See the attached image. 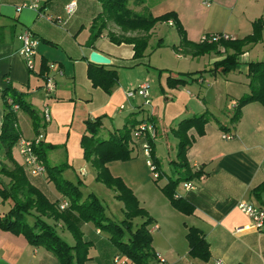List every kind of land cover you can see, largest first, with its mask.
<instances>
[{"label": "crops", "instance_id": "obj_1", "mask_svg": "<svg viewBox=\"0 0 264 264\" xmlns=\"http://www.w3.org/2000/svg\"><path fill=\"white\" fill-rule=\"evenodd\" d=\"M72 1L76 5L75 12L67 16L65 6ZM77 2V0H61L62 5L59 10L55 8L49 11L47 10L49 2L41 5V0H0V91L4 90L7 85H11L17 91L22 92L24 100L39 113L42 126L39 134L43 136L42 143L54 147L47 151V164L49 165L48 159H51L52 164L49 166L72 167L77 160L83 159L81 139L86 134L88 120L102 119L98 137L106 140L114 130H118L121 125L125 124L130 115L140 110L144 113L145 109V116L141 119L149 117L154 121V124L150 123L154 127V132L148 134L154 137L159 147L163 146V151L155 149V156L163 173L161 178L163 186L155 187L149 180L150 170L142 152L143 145L141 146L143 161L124 162L125 166L127 164V177L113 174L112 167L117 163H108L107 168L111 175L121 178L131 190L132 186L130 188L128 185L138 183L134 192L148 184L155 189L153 200L143 201L144 210L152 219L148 230L151 235V251L154 254V258L146 264H163L159 258L164 260V264H264V229L255 230L250 220L237 208L239 202L244 201L264 209V191L258 197L252 193L255 188L264 183V106L258 102L246 104L241 109L238 123L234 126L230 124L236 100L249 92L245 65L251 61L248 59L249 50L256 45L247 49L240 57L239 72L246 76V84H229L226 75L222 76L223 79L217 76L211 77L208 81L209 76L205 75L202 79L190 82L196 83L199 87L206 83L210 85L209 88L220 84L214 96L211 97V102L206 99L209 89L202 95L200 90L194 91L187 86L177 88L175 93L174 91L163 92L164 98L165 93H169L172 98L166 97L162 102V99L157 97L152 106L151 100L150 105L146 106L142 98L135 96L128 99L126 93L145 81L150 86L149 79L138 78L132 89H129V86H132L133 82L131 84L118 82L110 94L92 86L87 77V67L88 63H92L89 55L93 51L110 60V65L105 66L110 69H113L112 62L117 59L113 56L115 46L128 47L129 54L126 58L130 62L139 63L142 60L148 61L149 58L145 53V57L137 62L133 60L132 46L112 44L107 38V33L120 34L121 32L111 23L99 39H107L114 47L99 45L97 43L99 39L96 40L93 48L87 47L91 23L102 9L100 10L99 3H96L97 7L92 14L81 16L78 14L80 11ZM23 4H36L38 8H27L17 12V7ZM133 8L136 12L148 13L154 18L174 13L184 31L186 40L193 44L200 43L203 36L211 34L227 35L234 40L243 39L253 33L255 22L264 25V0H211L210 2L205 0H142V3ZM48 13L52 16L50 17ZM47 18H50L52 22ZM57 19H61L62 23H57ZM165 24L174 27L171 22ZM87 27L86 40L78 42L77 39L82 29L87 30ZM27 30L39 40L35 68L32 72L27 70L19 55L21 42L18 37ZM155 30L153 34L156 33ZM177 36L179 41L178 33ZM262 40L264 41V28ZM175 54L178 58L190 57L177 52ZM204 57L190 58L198 60ZM217 60L218 58L214 59L212 64ZM43 62L46 63L47 71L40 74ZM48 64L54 67L48 69ZM58 71H61L62 75H57ZM165 72L166 78L170 75L175 77L179 73L171 69ZM46 75L55 78V90L50 96H46L43 90ZM40 79L43 81L41 85L36 82ZM38 94L42 95L39 100L36 98ZM221 103L225 104L226 109L223 116L219 112ZM227 104L229 106H226ZM44 108L49 109L50 112V121L47 123L42 119ZM227 108H231L232 112H229ZM204 112L210 113V119L204 126L189 130L188 137L192 142L186 152V161L192 171L200 169L202 174L189 181L194 186L192 190L184 191L182 184L177 187V192L183 200L193 208L192 214L185 215L175 209L161 191L169 180H177L181 175L168 176L163 172L162 165L168 164L172 173L177 171L173 161L177 154L178 140L171 132L182 120ZM19 114L20 111L17 110V125L21 139H34L36 134L32 121L31 133L29 137H25L19 125ZM104 117H109L110 121L120 118L121 125L118 127L103 124ZM218 121L228 126L229 131H222ZM2 122L3 105L0 97V132ZM225 134L230 137L223 139L222 136ZM140 138L145 140L144 137ZM17 153L19 155V152ZM12 158L24 168L14 156L13 151ZM5 159L1 144L0 171L3 167L7 169L12 167L11 163L7 159L8 162H6ZM24 171L32 184L44 185V178H46L44 175L32 177L25 169ZM128 178L135 182L127 181ZM0 180L2 183L8 182L1 174ZM63 201L65 200L59 202ZM121 210L123 213V205ZM189 228L197 229L208 243L209 259L206 262L189 256V245L186 238ZM82 233L84 241L91 243L89 260L86 264H114L115 257L127 259L128 264H134L121 255L108 234L103 236L102 231L98 229L93 232L90 223L84 224ZM0 264L60 263L50 251L42 247L30 246L23 236L0 230Z\"/></svg>", "mask_w": 264, "mask_h": 264}, {"label": "trees", "instance_id": "obj_2", "mask_svg": "<svg viewBox=\"0 0 264 264\" xmlns=\"http://www.w3.org/2000/svg\"><path fill=\"white\" fill-rule=\"evenodd\" d=\"M101 4V13L93 19L90 26V35L86 46L93 48L94 43L107 30L108 24H113L120 30V34L107 33L108 40L114 45H130L133 49V60L139 62L145 57L149 42L153 37V31L159 23L171 22L179 35V43L173 46L177 53L184 56L201 57L210 53L219 54L218 48H223L226 55L215 61L209 69L190 74L169 76L168 82L172 86L186 85L190 81L202 79L205 75L209 77L225 76L239 68L240 57L245 53L244 48L248 45L255 46L262 40L264 25L255 22L253 33L243 39L224 40L216 42L190 43L186 40L184 31L180 26L174 13H167L154 18L148 13L134 11V6L142 3V0H96ZM210 2L211 0H205ZM162 46L161 39L155 48ZM229 52V53H228ZM247 79L249 81V92L236 100L235 111L230 118L231 126L238 123L241 117V109L249 103L258 102L264 106V61H249L247 63ZM47 71L46 63L41 64V73ZM87 77L94 88H100L106 94H110L118 83L117 71L88 63ZM188 79V81L186 80ZM3 105V122L0 132V141L5 158L11 163V169L3 167L0 174L8 182L0 184V198L3 202L11 201L8 211L0 213V230L9 232L16 236H23L32 247H42L50 251L60 264H86L89 260V249L91 243L84 241L82 227L84 224H92L94 227L109 235L110 240L117 246L121 255L127 257L134 264H146L154 254L151 251V235L148 227L152 219L147 212L139 206L136 197L128 189L120 178L113 177L107 164L114 161H129L133 159L134 140L131 132L139 131V126L153 123L151 118L136 120L134 116L143 110L133 113V118L125 122L120 130H114L106 140L99 139L98 134L102 126V119L97 118L86 122V134L81 139L83 158L90 162L96 173V180L112 189L123 205L124 219L116 223L107 217L100 201L89 195L81 199L76 185L67 180L60 182L58 175L62 172V166H49L47 164V151L54 147L40 143L34 149L39 161L44 165L49 179L57 184L58 189L64 197H67V207L60 209V202H50L28 179L24 168L12 158V149L19 143L21 135L17 125V111L13 109L18 106L19 111L26 113L31 121L36 136L40 135L41 119L39 113L24 100V94L17 91L11 85L0 91ZM210 113L204 112L182 120L178 127L172 131L178 140L177 154L173 165L177 171L185 176H179L177 180H169L166 186L161 188L165 197L172 206L185 215L193 213V208L183 200L181 195L176 197L177 187L180 182H188L199 177L202 173L192 171L186 161V152L192 140L188 137L190 129L204 126L210 119ZM154 124V123H153ZM219 128L228 132L229 127L218 121ZM145 138L150 150V159L159 173L158 181L163 177L159 168V162L155 156L154 137H150L147 131L140 132ZM60 178V177H59ZM264 191V183L253 190L258 197ZM141 219L139 225L133 231V221ZM61 226L73 239L69 245L63 240L57 228ZM129 235L124 239V231ZM189 245V256L206 262L209 259V245L203 235L195 228H189L186 235Z\"/></svg>", "mask_w": 264, "mask_h": 264}, {"label": "rangeland", "instance_id": "obj_3", "mask_svg": "<svg viewBox=\"0 0 264 264\" xmlns=\"http://www.w3.org/2000/svg\"><path fill=\"white\" fill-rule=\"evenodd\" d=\"M78 2V9H79V15L85 16L88 13L92 14L93 11H95L97 4L99 3L96 0H77ZM46 2H49V9L47 10H55L60 9L61 7V0H41V5H44ZM100 7V10L102 9L101 4H98ZM50 17L52 16L51 13H48ZM165 23H159L157 25V29L155 30L156 33L153 35V38H151L149 42V47L146 51L149 60L144 61L142 60L139 63L136 62H130L126 57L129 54V50L127 46H123L118 48V46H111L109 44V41L107 39H99L97 40V43L99 45H109L110 47H114V52L113 56H115L117 59L116 61H113V66H111L113 69L117 71V77H118V82L119 83H132V86H129V89H132L133 86H135V82L138 78L142 79H149L150 80V86L148 89V94H149V100H151V106L153 103H155V100L157 97L162 99V102H164V99L166 97L172 98V96L169 93H165V98L163 92H176V89L179 87H187V88H192L194 91H199L203 95V93L209 89V93L206 96V99L211 102V97L214 96V93L217 88L220 87V84H218L215 87H210V85H207L206 83L202 85V87H199L196 83L190 82L189 85H177V86H172L168 82V78H166V70H173V72H179L178 76L181 74H190L194 72H199L204 69H209L212 66V62L215 59H221L226 55V52L223 48H218L219 54L216 53H210L208 55H205L204 58H199L198 60H192L190 57H180L178 58L174 52L173 46H177L178 41V36L177 32L174 27H169ZM88 33V27L87 30L82 29L80 36L78 37V42H84L86 40V36ZM161 39L162 46L160 48H155L158 41ZM251 45H248L244 48V51L246 52L247 49L251 48ZM229 53V52H228ZM125 56V57H124ZM119 58V59H118ZM248 59L251 61H264V41L262 40L261 44L256 45L253 47L251 50H249V55ZM126 60V61H125ZM128 60V61H127ZM246 64V63H245ZM244 64V65H245ZM246 68L247 64L245 65ZM241 68V65L239 66V70H235L233 72L228 73L227 80L229 81V84L233 85H241L246 84V76L239 72ZM183 72V73H180ZM208 77V76H207ZM222 77V76H219ZM42 78V77H41ZM224 77H222L223 79ZM208 81L211 79V77L207 78ZM38 82L39 85L43 84L42 79L36 81ZM131 87V88H130ZM222 88H225L222 86ZM188 90V89H186ZM42 95L38 94L36 95L37 100L41 99ZM139 97V96H137ZM143 99V98H142ZM221 109H219V112L223 116L224 110L225 109V104L221 103L219 104ZM226 106H229L227 104ZM229 112H232V109L227 108ZM234 113V111H233ZM225 115V114H224ZM227 115V113H226ZM145 116V109L144 113L143 111L141 113H138L134 116V118L138 121L142 117ZM131 118V115H130ZM133 118V114H132ZM114 122V123H113ZM120 118L110 121L109 117H104L103 118V124H108L109 126H120L121 124ZM150 124V122H148ZM19 125L21 128V131L24 133L25 137H29V134L31 133V119L30 117L20 111L19 114ZM107 126V125H106ZM124 126L121 125V127L118 129H122ZM136 132L132 130L131 132V137L134 140L135 147L134 151L132 152L133 159L126 161V162H131V161H143V156L141 153V146L145 143V140H141V138L136 137ZM152 134V133H150ZM172 134V132H171ZM152 137V136H151ZM140 139L141 141H139ZM3 144L0 142V145ZM154 144L156 146V150L163 151V146L159 147L157 143ZM162 143H160L161 145ZM163 145V144H162ZM137 148V149H136ZM14 156L18 159L21 165H23V160L20 155H18V149H17V144L13 147L12 149ZM143 152V151H142ZM49 160V165L52 164L51 159ZM6 162H8L5 159ZM113 163H117L113 165L112 170L113 174H119V176L127 177L126 173V168L127 164L125 166L123 161H114ZM118 165V166H117ZM163 166V172L167 174L168 176H173L177 177L180 175L181 171H173V173L170 171L168 168V164H164ZM62 172L60 173V176L58 175V180L63 181L67 180L71 182L72 184L76 185L79 192H80V197L81 199H84L88 197L89 195L95 196L100 203L102 204L104 208L105 215L109 218H111L112 221L116 223H120L121 220L123 219V213H122V203L120 199L117 197V194L112 190L101 184L96 180V175H95V170L92 166V164L88 161H86L84 158L77 160L72 167H66L65 165H62ZM148 172L149 175V180L155 187H161L163 186V180L161 179L160 181H155L152 177L151 174V169ZM172 170V169H171ZM84 171V173H83ZM119 172V173H118ZM111 174V173H110ZM44 176L45 183L44 185L42 184H33L43 195H45L50 202H56V201H62L65 200L68 202L67 197H64L62 192L58 189L57 184L55 183L54 180L49 179L47 174L45 173ZM43 176V177H44ZM113 176V175H112ZM181 176H185L184 173L181 174ZM30 177V176H29ZM60 177V178H59ZM114 177V176H113ZM119 178V177H116ZM121 179V178H120ZM122 180V179H121ZM127 181L130 182H135L133 179L128 178ZM123 182V181H122ZM124 183V182H123ZM183 182H180L178 187L181 186ZM0 184H2V181L0 180ZM125 185V184H124ZM137 184L134 185H128L129 187L132 186V193L136 197L139 206L144 209V202L143 201H152L154 198V193L155 189L154 187L152 188L151 184H148L147 186H143L142 188L138 189L136 192L133 190L137 187ZM126 186V185H125ZM127 187V186H126ZM131 188V187H130ZM129 189V188H128ZM162 199V197H161ZM61 203V202H60ZM11 206V201L3 202L2 199L0 198V213H4L8 211V209ZM141 222L140 219H137L136 222L133 223L132 230L134 231L136 229V226L139 225ZM90 228L92 229L93 232H95L94 225L90 224ZM57 232L59 236L65 240L69 245H72L73 239L71 235L66 231L63 230L61 227L57 228ZM86 232V231H85ZM103 236L107 235V233L102 232ZM128 231H124V239L128 238Z\"/></svg>", "mask_w": 264, "mask_h": 264}, {"label": "built area", "instance_id": "obj_4", "mask_svg": "<svg viewBox=\"0 0 264 264\" xmlns=\"http://www.w3.org/2000/svg\"><path fill=\"white\" fill-rule=\"evenodd\" d=\"M75 3L72 1L69 4L65 6V12L67 16H71L75 12ZM27 8H32V9H37L38 5L32 4V5H26L23 4L19 7H17V12H20L24 9ZM41 17H44L40 15ZM48 21L52 20L50 18H47ZM57 23L61 24L62 20L57 19ZM224 39V40H231V37L227 35H219V34H211V35H205L201 38L200 43L202 42H216L219 39ZM18 40L21 42V48L19 50V55L23 59L25 66L28 71L32 72L35 68V57L37 54V48L39 46V40L30 32V31H24L22 32ZM54 65L48 64V69H52ZM57 75H62L61 71L57 72ZM148 89H149V83L147 81L141 83L138 85L135 89L129 90L126 93V97L128 99L134 98L135 96H139L140 98H143L144 100V105L148 106L150 105V100H149V94H148ZM43 90L46 96H50L54 90H55V78L51 75H46L45 80H44V86ZM121 109L123 107H120ZM15 111L19 110L18 106L15 105L13 107ZM42 119L43 122L47 123L50 121V112L49 109L44 108L42 112ZM145 132L147 131L148 133L154 132V127L152 124H142L139 126V131L136 132V137L140 138V132ZM230 136L229 135H223V139H228ZM43 136L38 135L34 139H20L18 143V152L19 155L21 156L23 160V166L26 172L32 176V177H38L42 176L46 173L44 165L39 161L38 157L36 156L34 149L37 148L40 143H42ZM142 151L144 156L146 157V163L149 169H151V174L154 180H157L159 178V173L155 169L154 165L152 164V161L150 159V150L147 147L146 142L142 146ZM194 186L188 181V182H183L182 183V189L184 191H189L192 190ZM180 194L176 193V197H179ZM60 209L63 210L64 208L67 207V202L63 201L60 203ZM238 210L246 216L250 222L252 227L257 230V231H262L264 229V209L261 207H255L251 204H248L244 201H240L238 206ZM159 258V257H158ZM159 261L164 264V260L159 258ZM114 264H128V260L122 259L121 257H115L113 260ZM220 264V263H217Z\"/></svg>", "mask_w": 264, "mask_h": 264}, {"label": "water", "instance_id": "obj_5", "mask_svg": "<svg viewBox=\"0 0 264 264\" xmlns=\"http://www.w3.org/2000/svg\"><path fill=\"white\" fill-rule=\"evenodd\" d=\"M89 60L90 62L97 64V65H101V66L110 65V60L108 58L102 56L101 54L95 51L90 53Z\"/></svg>", "mask_w": 264, "mask_h": 264}]
</instances>
